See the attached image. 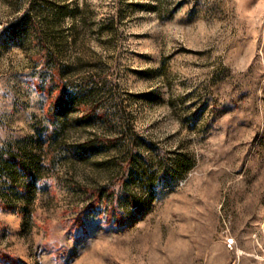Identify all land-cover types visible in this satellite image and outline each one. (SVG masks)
<instances>
[{"label":"rangeland","instance_id":"1","mask_svg":"<svg viewBox=\"0 0 264 264\" xmlns=\"http://www.w3.org/2000/svg\"><path fill=\"white\" fill-rule=\"evenodd\" d=\"M0 264H264V0H0Z\"/></svg>","mask_w":264,"mask_h":264},{"label":"trees","instance_id":"2","mask_svg":"<svg viewBox=\"0 0 264 264\" xmlns=\"http://www.w3.org/2000/svg\"><path fill=\"white\" fill-rule=\"evenodd\" d=\"M55 70L57 71V73L59 75V78L62 80L63 79V71L60 68H57V67H55ZM62 94L63 93H61L59 100H61L63 98Z\"/></svg>","mask_w":264,"mask_h":264},{"label":"built area","instance_id":"3","mask_svg":"<svg viewBox=\"0 0 264 264\" xmlns=\"http://www.w3.org/2000/svg\"><path fill=\"white\" fill-rule=\"evenodd\" d=\"M229 243H233L234 241H233V239L232 238H229V241H228Z\"/></svg>","mask_w":264,"mask_h":264}]
</instances>
